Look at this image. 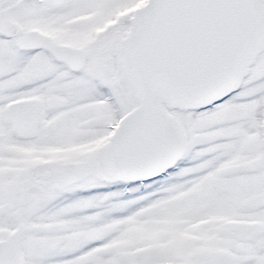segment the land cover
<instances>
[{
	"label": "snow or ice",
	"instance_id": "snow-or-ice-1",
	"mask_svg": "<svg viewBox=\"0 0 264 264\" xmlns=\"http://www.w3.org/2000/svg\"><path fill=\"white\" fill-rule=\"evenodd\" d=\"M0 264H264V0H0Z\"/></svg>",
	"mask_w": 264,
	"mask_h": 264
},
{
	"label": "rangeland",
	"instance_id": "rangeland-1",
	"mask_svg": "<svg viewBox=\"0 0 264 264\" xmlns=\"http://www.w3.org/2000/svg\"><path fill=\"white\" fill-rule=\"evenodd\" d=\"M59 151H61V150H59V149H46V150L41 151V155L52 156L53 154H55L56 152H59ZM36 158H38V157L33 155V150H28L25 154V157H24L25 160H31V159H36Z\"/></svg>",
	"mask_w": 264,
	"mask_h": 264
},
{
	"label": "water",
	"instance_id": "water-1",
	"mask_svg": "<svg viewBox=\"0 0 264 264\" xmlns=\"http://www.w3.org/2000/svg\"><path fill=\"white\" fill-rule=\"evenodd\" d=\"M138 6V5H137Z\"/></svg>",
	"mask_w": 264,
	"mask_h": 264
}]
</instances>
